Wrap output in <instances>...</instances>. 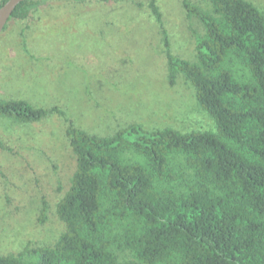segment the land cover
I'll return each mask as SVG.
<instances>
[{
	"label": "trees",
	"instance_id": "1",
	"mask_svg": "<svg viewBox=\"0 0 264 264\" xmlns=\"http://www.w3.org/2000/svg\"><path fill=\"white\" fill-rule=\"evenodd\" d=\"M209 1L211 11L183 0L204 27L194 62L173 55L157 1L149 7L171 84L182 75L217 130L130 124L100 137L69 123L76 170L57 205L65 231L53 246L0 256V264H264V12L247 0ZM43 6L24 1L9 22ZM55 114L64 116L0 99V116L21 124Z\"/></svg>",
	"mask_w": 264,
	"mask_h": 264
},
{
	"label": "rangeland",
	"instance_id": "2",
	"mask_svg": "<svg viewBox=\"0 0 264 264\" xmlns=\"http://www.w3.org/2000/svg\"><path fill=\"white\" fill-rule=\"evenodd\" d=\"M42 1L30 19L12 20L0 34V99L59 107L64 116L30 124L0 116V256L53 246L65 231L57 205L76 170L69 123L100 137L130 124L217 130L186 79L171 84L151 0ZM156 1L173 55L194 62L204 27L187 17L183 0ZM190 1L212 10L209 0ZM247 1L264 12V0Z\"/></svg>",
	"mask_w": 264,
	"mask_h": 264
},
{
	"label": "water",
	"instance_id": "3",
	"mask_svg": "<svg viewBox=\"0 0 264 264\" xmlns=\"http://www.w3.org/2000/svg\"><path fill=\"white\" fill-rule=\"evenodd\" d=\"M27 0H8L0 7V34L12 17L19 4Z\"/></svg>",
	"mask_w": 264,
	"mask_h": 264
}]
</instances>
